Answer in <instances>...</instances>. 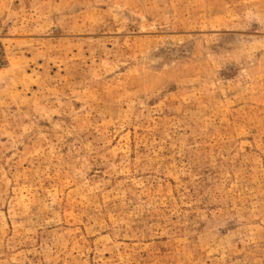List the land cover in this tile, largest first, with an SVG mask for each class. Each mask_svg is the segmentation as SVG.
Masks as SVG:
<instances>
[{"label":"rangeland","instance_id":"374dc122","mask_svg":"<svg viewBox=\"0 0 264 264\" xmlns=\"http://www.w3.org/2000/svg\"><path fill=\"white\" fill-rule=\"evenodd\" d=\"M0 264H264V0H0Z\"/></svg>","mask_w":264,"mask_h":264}]
</instances>
